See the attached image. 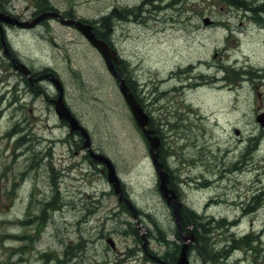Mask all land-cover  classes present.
<instances>
[{
	"label": "rangeland",
	"instance_id": "1",
	"mask_svg": "<svg viewBox=\"0 0 264 264\" xmlns=\"http://www.w3.org/2000/svg\"><path fill=\"white\" fill-rule=\"evenodd\" d=\"M228 1L0 0V10L21 21H32L41 2L99 26L109 16L105 29L130 62L124 74L149 98L185 207L197 212L200 224H215L213 235L200 233L209 239L207 249L201 242L191 247V264H264V203L244 211L264 188V128L257 121L264 112V19L247 11L263 0L238 1L247 10ZM46 20L32 29L11 26L14 49L34 71L58 73L67 104L93 148L113 160L143 222L132 223L138 233L131 230L135 219L106 167L58 118L49 100L54 86L48 83L46 95L27 92L21 73L12 68L4 76L0 66V264H160L146 259L144 249L163 253L160 236L174 240L178 231L157 189L149 144L100 52L73 26ZM3 55L0 48V61ZM51 199L48 215L35 222ZM147 214L156 217L153 223ZM222 218L239 220L220 227ZM250 230L258 241L226 245L235 232ZM202 247L207 258L199 255Z\"/></svg>",
	"mask_w": 264,
	"mask_h": 264
},
{
	"label": "bare ground",
	"instance_id": "2",
	"mask_svg": "<svg viewBox=\"0 0 264 264\" xmlns=\"http://www.w3.org/2000/svg\"><path fill=\"white\" fill-rule=\"evenodd\" d=\"M240 0H231L232 3L234 2H238ZM264 1V0H263ZM261 1V2H263ZM145 2V1H144ZM260 2V4H261ZM237 7H240V8H244L245 10H247L244 6H237ZM138 8H142V6L140 5ZM144 8L141 9V11L143 10ZM258 8L256 7L254 10H253V13L255 14L257 12ZM248 11V10H247ZM67 12V11H66ZM11 15H12V18L6 22H1L0 23V48H4V55L2 56V59H1V63H0V66L3 67H7L8 65H10V63L12 62H16L17 64H23L29 71H33L34 73H38L40 77H35L33 78L32 80H37L39 81V85L42 86V88L46 89L45 87L48 85V83H50V85L52 84V86H54L55 88V83L54 81L52 82L51 80V74L50 73H53L54 74V77L58 78L59 81L61 82L62 86L64 87V84L60 78V76L58 75V73L56 74V71L51 69V68H44V69H40L38 71H34L33 68L27 63L25 62L24 60H22V58L20 57V54L14 49V46H13V43H12V40H11V35H10V32H11V29L15 28V27H21V25L19 24V22H21V19L20 17H17V16H14L13 13L14 12H9ZM46 18H48L47 16H39L37 18H35L34 20H32L31 22L37 20L36 24L33 26V28L37 27V26H40L41 24L44 25V22L46 24ZM101 19H104L103 17H101ZM101 19H99L101 21ZM254 19L256 21H259L256 19L255 15H254ZM203 22L205 23H214V20L209 18V17H203ZM102 24V22H101ZM19 25V26H17ZM261 25V24H260ZM13 26V28L11 27ZM102 26V25H101ZM7 27H9L10 29L7 30ZM229 30H231V26H228L227 27ZM107 41L109 43H113L114 40H112L108 34V37L106 38ZM114 65H115V68L117 70H121L123 73L125 71H129L130 70V62L128 59L126 58H123L120 53L118 52V56H117V60L114 62ZM4 72V71H3ZM127 73V72H125ZM140 85V84H139ZM49 86V85H48ZM166 94V93H165ZM164 94V95H165ZM162 96V95H161ZM4 96H2L3 98ZM0 116H1V109H0ZM81 125L85 127V125H83V123H81ZM149 129H152L154 130V132L151 134L152 136H158V133H162L161 129L159 128V126H156L155 123H154V115H152V113L150 114V124H149ZM77 134L81 137L82 134L81 132L78 130L77 131ZM146 141L148 142L149 146H150V139L145 135L143 134ZM253 148H256L255 146H252ZM152 164H153V161H152ZM103 166V169H105L106 167V175H107V165L102 163L101 164ZM163 167L164 169L166 170V172L168 173L169 175V179L173 181L174 179V173H173V170L171 169V167L168 165L166 159L164 158V162H163ZM157 174V180H156V185H157V189L158 191L161 193V196L165 199L166 201V204L171 208V212L173 213V217H174V205L170 204L167 202V199L163 196L162 194V191H161V184H160V176L159 174L156 172ZM204 184V183H203ZM208 185V184H207ZM120 187L122 189H124L125 187V184L124 182L122 181V179L120 178ZM176 191V194H177V203L179 205V208H180V212L182 214V219L186 220L187 219V216L186 218H183V213H185L186 210L188 209H191L193 210L192 208H186L182 199H181V195H180V191L178 190V188L175 190ZM250 196V195H249ZM51 201H53V199H51ZM130 202H131V199H130ZM264 203V188L260 189V191H257V193H255L253 195V197L251 198V204H249L244 211H246V213H252V212H255L262 204ZM130 207H134L135 209H131ZM126 209L127 210H130L131 213H132V216L133 218L135 219V221H130L129 224H131V230L134 232V233H138L136 231V226H133L132 223H135L136 222V225H140V222L142 221L143 222V219L141 218L142 215H144L143 211L141 209H139L135 204H133L131 202V205H129V207L126 206ZM151 215V214H149ZM148 216V214H147ZM149 217V216H148ZM150 218V217H149ZM156 219L155 216L151 215V222L153 223V221ZM239 219H236L234 221H230L228 222L227 219L225 218H222L221 221L222 223H219L220 227H223V226H230V225H235L237 223ZM187 221V220H186ZM218 223V221H217ZM189 226L187 227H184L183 226V220H182V231L179 229V227L177 226L176 227V231H178L176 234L178 235V238L177 239H174V240H171L170 237L173 235V234H167L165 236H160V240L161 241H165L163 244L166 245V250L161 253V254H158L156 252H152L150 249H148V253L146 254V259L148 260H154L155 262L157 263H163V262H168L167 260L164 259V253L165 252H170L174 257H175V261H177L178 257L180 256V250H178L179 248L181 249V247H183V244H187V258H188V261H189V264H191V254H192V249L191 247L194 246V245H198L200 242L202 243V245H204L203 243H206L207 239L206 238H203L202 236H200V233H203L204 231H207L209 234L212 233L213 235V227L215 226V224H204V225H196V224H188ZM218 226V227H219ZM158 229L162 232H166L164 229H162L159 225H158ZM199 230V231H197ZM254 230H250L249 232H246L242 235H239L237 232H235V234L233 235V237L231 238V240H228V243H226V245L230 246V247H234V249L236 248H239L241 247L243 244H247L249 242H251L252 240H257L260 238V235H254L252 232ZM153 231H151V234H152ZM208 233H205V234H208ZM153 237V236H152ZM13 238V237H12ZM19 239V237L17 238ZM107 239V238H106ZM200 239V240H199ZM148 242V239L146 241V244ZM207 244V243H206ZM205 244V245H206ZM204 245V246H205ZM20 247V246H19ZM18 247V248H19ZM246 247V246H245ZM18 248H15L14 251ZM225 250H228L226 248H224ZM222 249L220 252V255L223 256L226 254V251ZM223 253V255H222ZM230 253V252H229ZM228 253V254H229ZM74 254V250L73 248L70 246L66 249V255L68 257H70L71 255ZM199 255L201 256V258L203 259L204 258V255L202 253H199ZM227 255V254H226Z\"/></svg>",
	"mask_w": 264,
	"mask_h": 264
},
{
	"label": "water",
	"instance_id": "3",
	"mask_svg": "<svg viewBox=\"0 0 264 264\" xmlns=\"http://www.w3.org/2000/svg\"><path fill=\"white\" fill-rule=\"evenodd\" d=\"M40 16H55L60 19V21L63 24L66 25H75L84 35L85 37L96 47L100 50V52L103 54V57L106 61V64L111 71V73L119 80V87L120 90L128 103L135 120L137 121L138 125L142 128L144 134L150 139V155L152 158V161L154 163V166L160 176V184H161V191L163 196L167 199V202L174 205V217L176 220V224L179 227V229L182 231V214L180 212L179 205L177 203V194L174 188L169 186V175L166 172V170L163 167V163L159 160V146L161 143L159 136H152L151 134L154 132V130L148 128L149 123V115L145 112L144 108L140 104L139 101L135 98L134 94L130 90L128 84L126 83V80L124 77L120 75V73L116 70L114 61L117 60V54L116 50L110 47V45L104 41L103 39H100L96 37L95 33L92 30V25L89 23H84L81 20L77 19H64L61 17V15L58 12H45L41 14ZM2 18H5V16H2ZM7 18V17H6ZM37 20L33 22H19L21 26L26 27H32L36 24ZM17 68L22 70L25 74H30V71L23 65L18 64ZM51 74V80L54 81L56 88L59 90L60 94L57 99L54 100L55 103V110L58 114V116L61 119H66L69 122L70 125V132H74L79 130L81 134L84 137V143L83 146L88 148L90 155L97 161L104 163L107 165V174H108V180L110 183H112L115 191L119 193L120 200H124L128 205H131V202L128 198L124 196V191L120 187V178L117 174L115 165L113 164L112 160L106 156L103 153L96 152L91 147V137L89 132L84 128L80 121L75 117L70 109L67 107L64 98H63V86L59 79L54 77L53 73ZM258 121L261 123L262 126H264V114L261 116H258ZM131 209H135L134 207H130ZM145 243L144 247H146V236H144ZM109 241H111L109 239ZM112 245L113 242L111 241ZM146 249V248H145ZM167 264H189L188 258H187V244H183V247H181L180 256L178 257L177 261L174 263H167Z\"/></svg>",
	"mask_w": 264,
	"mask_h": 264
},
{
	"label": "trees",
	"instance_id": "4",
	"mask_svg": "<svg viewBox=\"0 0 264 264\" xmlns=\"http://www.w3.org/2000/svg\"><path fill=\"white\" fill-rule=\"evenodd\" d=\"M243 1H245L247 3V5H251L252 4V3H250V2H248L246 0H243ZM228 3H230L232 5H235V6H243V4H241L239 2L232 3L231 0L228 1ZM36 6H37L38 10H42V9H44V7H47L48 8L47 4L44 3V2L38 3V5H36ZM257 8H258V10H257V12L255 14L253 13V10L254 9H250L248 11L252 12V14L255 15V17H256L257 20L261 21L262 19H264V1H263V3L260 4V7H257ZM108 19H109V16H107L103 22L99 20L100 26L93 23L94 24V30L96 32V35L98 37H100V38L106 39L108 37L109 30H106L105 29V26L107 27V20ZM101 22H102V26H101ZM119 71H120L121 74H123V72L121 70H119ZM130 85L133 87V84L132 83ZM161 158H162V160L164 162L165 155L163 153V148L161 150ZM53 206H54L53 205V201H51V200L48 201L46 203V205H45L46 210H40V213L37 216H33V219L35 220V222H37V220L39 218L43 219L46 215H48L49 209L51 207H53ZM186 216H187V219H186L187 221L183 219V226L184 227L189 226L188 224L204 225L203 223L202 224L199 223V221H198V215H197V212L196 211H194V210L192 211L191 209L190 210H186L185 213H183V218H186ZM216 221H218V220H216ZM205 238L207 239V241L209 240L208 237H205ZM206 247H207V245H205V248ZM178 250H180V248ZM198 250H199V253H202L204 255V258H207L205 256V253L203 252V247H202V249H198ZM211 250L214 251L213 248L212 249L210 248V251ZM218 252H220V249L218 250ZM214 253L217 254V252H214ZM65 254H66V252H65ZM217 256L219 257L220 255L217 254ZM163 257L168 262L175 261V257L170 252H165ZM55 258L58 259V260H60V262L62 261V259L60 258V256H56ZM213 259L215 260V257H213Z\"/></svg>",
	"mask_w": 264,
	"mask_h": 264
},
{
	"label": "flooded vegetation",
	"instance_id": "5",
	"mask_svg": "<svg viewBox=\"0 0 264 264\" xmlns=\"http://www.w3.org/2000/svg\"><path fill=\"white\" fill-rule=\"evenodd\" d=\"M1 9H4L5 11H7L6 10V8L5 7H3V5H1ZM1 11V10H0ZM7 12H9V11H7ZM10 14V13H9ZM31 15H33V14H31ZM1 22H4V21H1ZM0 22V23H1ZM2 50H3V52H4V48H2ZM12 66H13V62L12 63H10ZM6 69V70H5ZM4 70L6 71V72H9V71H11L10 70V68H9V65L5 68L4 67ZM39 74L38 73H33V75H32V79L33 78H35V77H37ZM21 76V75H20ZM22 77V76H21ZM23 82H24V84H25V87H24V90L25 91H27V92H31V93H34V92H36V93H42V94H44L45 92V89L44 88H42V86L41 85H39V81H37V80H32V79H29V78H25V77H23ZM139 98L140 99H142L143 100V98H142V96L139 94ZM141 100V101H142ZM50 101H52V99H50Z\"/></svg>",
	"mask_w": 264,
	"mask_h": 264
}]
</instances>
